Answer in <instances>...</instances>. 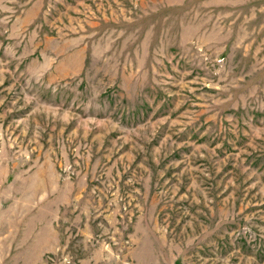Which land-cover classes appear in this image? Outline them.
<instances>
[{
    "label": "rangeland",
    "instance_id": "1",
    "mask_svg": "<svg viewBox=\"0 0 264 264\" xmlns=\"http://www.w3.org/2000/svg\"><path fill=\"white\" fill-rule=\"evenodd\" d=\"M0 264H264V0H0Z\"/></svg>",
    "mask_w": 264,
    "mask_h": 264
}]
</instances>
